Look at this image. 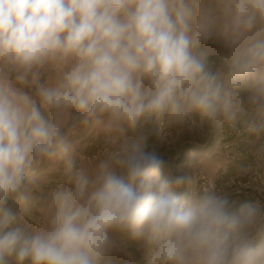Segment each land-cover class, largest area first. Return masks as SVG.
<instances>
[{"label": "clouds", "instance_id": "clouds-1", "mask_svg": "<svg viewBox=\"0 0 264 264\" xmlns=\"http://www.w3.org/2000/svg\"><path fill=\"white\" fill-rule=\"evenodd\" d=\"M205 124L264 164V0H0V264H264V202L148 148Z\"/></svg>", "mask_w": 264, "mask_h": 264}, {"label": "rangeland", "instance_id": "rangeland-1", "mask_svg": "<svg viewBox=\"0 0 264 264\" xmlns=\"http://www.w3.org/2000/svg\"><path fill=\"white\" fill-rule=\"evenodd\" d=\"M209 59L214 70H223L221 57L212 55ZM153 147L166 159H171L174 171L191 163L198 187L212 182L218 187L234 190L238 198L241 195L248 200L264 202V164L257 163L249 138L227 127L211 130L205 124L196 133L177 135L171 132L163 143H157L155 136H150L148 148ZM95 153L90 155L91 159ZM191 190L186 187L180 191L190 193ZM116 241L121 252H131L133 264H145V254L135 244L122 236H117Z\"/></svg>", "mask_w": 264, "mask_h": 264}, {"label": "crops", "instance_id": "crops-1", "mask_svg": "<svg viewBox=\"0 0 264 264\" xmlns=\"http://www.w3.org/2000/svg\"><path fill=\"white\" fill-rule=\"evenodd\" d=\"M70 140L72 142H79V145L82 148L81 154L88 160H91L90 155H92L94 152H97L102 143V138H97L93 135H90L87 133V131L78 132L77 134L73 135ZM34 175L37 179L58 180L61 178L62 173L59 170L53 169L51 161H45L41 163L35 170ZM8 206L16 212L22 211L21 206L15 201H9ZM122 253L125 254V258H132L130 251L125 250Z\"/></svg>", "mask_w": 264, "mask_h": 264}, {"label": "trees", "instance_id": "trees-1", "mask_svg": "<svg viewBox=\"0 0 264 264\" xmlns=\"http://www.w3.org/2000/svg\"><path fill=\"white\" fill-rule=\"evenodd\" d=\"M235 196H238V195H235ZM239 199H240L241 201H243V200H248V199H245L244 197H242L241 195L239 196Z\"/></svg>", "mask_w": 264, "mask_h": 264}]
</instances>
